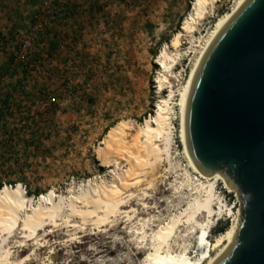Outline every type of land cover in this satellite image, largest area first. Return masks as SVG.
Here are the masks:
<instances>
[{
    "label": "rangeland",
    "instance_id": "obj_1",
    "mask_svg": "<svg viewBox=\"0 0 264 264\" xmlns=\"http://www.w3.org/2000/svg\"><path fill=\"white\" fill-rule=\"evenodd\" d=\"M194 1L0 0V192L21 183L38 200L51 190L70 196L88 181L111 179L114 169L128 163L103 165L96 148L120 121H129L135 134L164 98L170 99L174 132L172 156H163L151 187L131 190L123 207L129 212L100 228L78 216L71 219L76 228L47 224L39 244L17 229L9 244L15 261L34 250L25 264H146L152 247L138 232L141 222L149 220V236L197 195L194 185L182 186L188 161L179 137V94L216 20L237 0H214L191 33L183 26ZM178 32V60L165 73L158 57L165 47L176 52ZM163 74L171 83L161 89ZM217 191L236 213L243 208L238 191L221 181ZM225 209L211 240L233 221ZM181 229L195 256L194 234Z\"/></svg>",
    "mask_w": 264,
    "mask_h": 264
},
{
    "label": "bare ground",
    "instance_id": "obj_2",
    "mask_svg": "<svg viewBox=\"0 0 264 264\" xmlns=\"http://www.w3.org/2000/svg\"><path fill=\"white\" fill-rule=\"evenodd\" d=\"M249 1L237 0L229 11L218 17L201 45L190 74L180 90L179 137L188 161V168L184 170L186 180L183 181L182 186L194 185L197 195L193 196L192 200L189 199L184 210L153 230L149 236L145 231L149 220L141 222L138 232L141 233L142 239L149 237L152 247L145 258L146 264H218L237 240L243 216L242 209H238L236 213L234 207L227 205L218 194L217 183L221 181L230 192H237V188L225 172L217 175L212 171L203 170L197 164L189 147L187 116L193 88L207 55L224 30ZM209 5L213 8L214 0H195L193 11L185 20L183 29L192 33L195 29L194 22L202 19L209 12ZM182 34L178 32L172 40V46L176 52H171L165 47L158 57L157 63L165 69V73L171 72L173 63L178 60ZM170 81L169 75L163 74L158 78L159 87L163 89L165 83H171ZM170 109V99L164 98L158 104L155 115H151L150 118L145 119L144 123L139 124L137 132L133 135L130 134L132 124L127 120L118 122L108 130L101 145L96 148L102 164L119 165L121 160L128 163L126 169L118 167L114 169L111 179L101 178L95 183L88 181L70 196L57 194L51 190L47 195H41L38 200L27 194L23 184L18 183L15 186L6 184L0 192V264H25L34 253L32 250L31 254L15 261V251L9 244L10 238L17 229L21 230L22 237L28 241L36 240L39 244L40 232L47 224L57 227L61 222H66L76 228L79 224L77 225L71 219L78 216L85 225L90 221L100 228L114 221L112 219L119 213L129 212L123 210V207L134 195L131 190L142 186L151 187L160 174L159 167L163 156L167 158L172 156L174 132ZM191 171L197 174L196 178L192 176ZM225 208L233 221L226 230L211 240V229L219 221V216ZM131 210L136 211L133 207ZM182 226L187 228V232L194 234L195 256H192L193 252H190L188 245L185 244L186 234L182 233ZM23 242L24 240L21 243ZM175 244H179L181 250H176Z\"/></svg>",
    "mask_w": 264,
    "mask_h": 264
},
{
    "label": "water",
    "instance_id": "obj_3",
    "mask_svg": "<svg viewBox=\"0 0 264 264\" xmlns=\"http://www.w3.org/2000/svg\"><path fill=\"white\" fill-rule=\"evenodd\" d=\"M187 131L197 164L225 172L243 202L237 240L218 264H264V0H250L207 55Z\"/></svg>",
    "mask_w": 264,
    "mask_h": 264
},
{
    "label": "built area",
    "instance_id": "obj_4",
    "mask_svg": "<svg viewBox=\"0 0 264 264\" xmlns=\"http://www.w3.org/2000/svg\"><path fill=\"white\" fill-rule=\"evenodd\" d=\"M192 174H194V177H197V174L194 171H191Z\"/></svg>",
    "mask_w": 264,
    "mask_h": 264
},
{
    "label": "trees",
    "instance_id": "obj_5",
    "mask_svg": "<svg viewBox=\"0 0 264 264\" xmlns=\"http://www.w3.org/2000/svg\"><path fill=\"white\" fill-rule=\"evenodd\" d=\"M224 230H226L225 228H222L221 230H220V232H223Z\"/></svg>",
    "mask_w": 264,
    "mask_h": 264
}]
</instances>
